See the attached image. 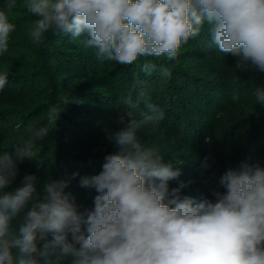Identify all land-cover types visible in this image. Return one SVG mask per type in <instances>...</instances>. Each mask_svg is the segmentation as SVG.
I'll list each match as a JSON object with an SVG mask.
<instances>
[{
    "label": "clouds",
    "instance_id": "clouds-1",
    "mask_svg": "<svg viewBox=\"0 0 264 264\" xmlns=\"http://www.w3.org/2000/svg\"><path fill=\"white\" fill-rule=\"evenodd\" d=\"M15 7L7 0L0 9V55L16 30L8 14ZM26 7L35 17V43L49 32L65 33L121 65L140 57L171 61L207 25L212 46L236 57L237 70L264 73V0H27ZM159 71L161 78L170 76L167 67ZM8 79L9 72L0 71V90ZM253 95L264 105V87ZM123 103L130 110L118 117L122 127L108 133L118 151L105 156L98 175L81 179L82 187L97 193L91 210H79L62 180L45 183L41 194L29 175L22 187L8 191L17 164L10 152L0 155V264H41L49 249L58 250L57 262L71 257L70 264H264V166L229 169L220 178L224 191L213 192L214 199L182 197L180 188H169L179 170L137 138L165 112L149 103L138 119L131 110L138 101L128 96ZM59 113L50 108L49 121ZM29 132L12 146L21 161L35 158L34 142L49 129ZM202 167L210 166L205 160ZM21 217L14 232L12 222Z\"/></svg>",
    "mask_w": 264,
    "mask_h": 264
},
{
    "label": "trees",
    "instance_id": "trees-1",
    "mask_svg": "<svg viewBox=\"0 0 264 264\" xmlns=\"http://www.w3.org/2000/svg\"><path fill=\"white\" fill-rule=\"evenodd\" d=\"M66 36L56 38L54 59L58 61L59 56L60 59L67 56L76 61L79 58L87 75L95 74L87 68L96 66V61L101 67L96 71L99 77L109 80L107 60L93 56L71 34ZM236 61V57L212 46L205 25L198 37L181 48L175 60L140 57L127 65V74L139 93L137 107L131 109L134 116L139 119L141 114L148 113L149 103L165 112L164 120L139 129L137 138L145 147L156 149L165 161L173 164L174 170H179V177L169 181V188H180L182 197L214 199L213 192L224 191L220 178L229 169L236 170L243 164L264 166V105L256 102L253 93L258 86L248 76L258 70L251 67L241 72L234 67ZM145 64H155L156 69L146 72ZM162 66L169 69L168 78H161ZM118 91L107 82H99L91 91H80L78 101L53 98L48 103L33 106L27 118L34 123L33 127H46L49 132L34 142L35 158L21 161L13 157L26 166L27 172L17 173L16 181L10 184L11 191L22 187L29 175L46 182L62 180L68 183L65 192L75 198L79 210H91L97 193L92 188L82 187L81 179L98 175L105 156L118 151L108 139V133L122 127L118 117L130 110ZM234 94L237 100H233ZM99 102L106 104L104 110L96 107ZM53 107L60 110L57 121L48 119L49 109ZM12 134L13 143H18L30 132ZM64 144L76 152L62 155ZM205 160L210 167H202ZM55 168L62 172L61 179L52 171ZM20 223L22 221L12 222L14 232L18 231ZM82 231H85L84 226ZM52 239V234H48L47 241ZM68 239L71 242V235ZM57 255L58 250L53 253L49 249V255L41 258V264H70L71 257L57 262Z\"/></svg>",
    "mask_w": 264,
    "mask_h": 264
},
{
    "label": "rangeland",
    "instance_id": "rangeland-1",
    "mask_svg": "<svg viewBox=\"0 0 264 264\" xmlns=\"http://www.w3.org/2000/svg\"><path fill=\"white\" fill-rule=\"evenodd\" d=\"M15 2V9L8 14L16 30L10 34L8 52L0 55V71L9 72L8 83L0 90V155L10 152L12 158L16 157V149L12 148L15 144L13 143L15 136L12 133L15 134L18 131L29 133L34 123L27 118V114L37 104L48 103L53 98L78 101L80 91H91L94 84L99 82H107L110 86H115L119 89L121 99L131 96L137 103L139 93L134 89L132 80L127 74V65L107 60V75L110 77L109 80H103L97 73L101 67L96 61L94 63L96 66L87 68L95 72L90 75H87L88 71L85 70L84 63L79 58L73 61L67 56L62 57L63 59L59 56L56 61L53 57L56 55L53 46L57 44L56 38L66 34L49 32L42 43L33 42L30 29L35 17L26 7L27 0H15ZM6 3L7 0H0V9H5ZM88 49L93 56H99L97 49ZM248 76L255 86L264 87V73L256 71L249 73ZM98 104L96 106L98 109H105V103ZM72 152L76 151L69 145L62 146V155L67 156ZM16 164L18 174L27 172L25 165L17 162ZM52 171L56 172L58 177L63 175L56 168ZM16 178L13 181H16ZM45 183L47 182L40 178L36 180L38 193L42 194ZM76 183L79 185L78 180ZM12 187L10 185L7 190L11 191ZM17 221H22V217L17 218L13 223L16 224Z\"/></svg>",
    "mask_w": 264,
    "mask_h": 264
}]
</instances>
